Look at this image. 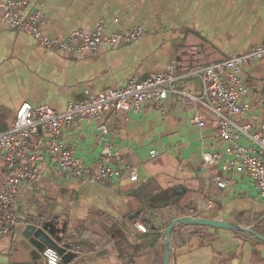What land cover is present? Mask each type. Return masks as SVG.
<instances>
[{
    "label": "crops",
    "instance_id": "obj_1",
    "mask_svg": "<svg viewBox=\"0 0 264 264\" xmlns=\"http://www.w3.org/2000/svg\"><path fill=\"white\" fill-rule=\"evenodd\" d=\"M13 1L20 3L24 18L42 11V31L52 38L101 27L108 35L141 27L145 35L94 53H57L13 30L0 8V127L5 130L24 104H46L61 112L88 92L146 80L168 72L174 62L178 80L167 100L148 101L138 113H108L64 129L62 143L86 167L117 168L121 176L78 182L45 168L32 192L21 197L20 224L0 238V264H45L43 243L24 235L29 224L46 227L62 249L61 264H164L165 230L193 212L264 235V199L250 174L227 169L231 143L217 136L216 115L201 107L207 125L200 128L192 120L195 104L182 95H203L202 82L191 70L264 43V0ZM239 77L251 90L246 100L251 109L236 121L262 132L264 59L246 65ZM101 124L108 132L99 131ZM238 142L253 145L247 136ZM204 153L217 161L205 163ZM208 204H213L210 211ZM137 224L149 232L139 233ZM175 230L170 264H264V242L253 236L194 231L187 225Z\"/></svg>",
    "mask_w": 264,
    "mask_h": 264
},
{
    "label": "built area",
    "instance_id": "obj_2",
    "mask_svg": "<svg viewBox=\"0 0 264 264\" xmlns=\"http://www.w3.org/2000/svg\"><path fill=\"white\" fill-rule=\"evenodd\" d=\"M19 5L13 0H0L5 21L13 30L32 36L41 47L57 53H94L102 47L113 48L132 43L145 35L141 27L111 35L106 34L101 27L91 34L78 30L66 38L56 39L43 33L45 15L42 11L24 18L18 10ZM263 59L264 43L222 62L195 68L189 74L200 78L203 95L200 98L185 92L182 95L195 104L192 120L200 128L207 125L201 107L216 115L217 136L223 142L231 143L227 150L231 158L227 169L250 174L259 195L264 199V124L262 132H256L251 124H239L236 121V118L251 109L250 103L246 101L251 90L241 82L239 74L246 65ZM177 69V63L174 62L168 72L146 80L133 78L121 88H109L98 94L88 92L83 101L70 103L61 112L46 104L36 107L24 104L18 110L11 128L0 130V238L20 224L21 197L32 192L45 168L54 170L58 177L78 182L119 179L121 174L117 168L104 165H97L93 169L86 167L76 153L62 143L64 129L79 120H97L108 113H138L148 101L167 100L178 80ZM262 87L264 90V84ZM259 104L264 107V94ZM98 129L101 133L108 132L106 124H101ZM241 136H247L253 145H241L238 142ZM155 154L152 152L151 156ZM203 159L207 164H214L217 156L204 153ZM137 180L138 173L133 170L131 181ZM215 182L219 187L227 186L223 181ZM212 207L213 204H208L205 210L210 211ZM202 214L193 212L188 217L204 218ZM136 229L141 234L149 232L143 224H137ZM43 255L45 264H61V257L56 250L46 249Z\"/></svg>",
    "mask_w": 264,
    "mask_h": 264
},
{
    "label": "water",
    "instance_id": "obj_3",
    "mask_svg": "<svg viewBox=\"0 0 264 264\" xmlns=\"http://www.w3.org/2000/svg\"><path fill=\"white\" fill-rule=\"evenodd\" d=\"M179 225L196 226V227H209L217 230H230L245 234H251L256 240L264 242V236L253 231L250 228H243L235 223L226 222L218 219L209 218H192L188 216L179 217L175 219L172 224L165 230V246H164V264H170L171 260V234L173 230ZM24 235L28 238H35L37 241L43 243L40 249L45 251L48 248L56 250L61 254L62 249L59 248L56 242L52 241L47 234V229L44 225L29 224L26 227Z\"/></svg>",
    "mask_w": 264,
    "mask_h": 264
},
{
    "label": "trees",
    "instance_id": "obj_4",
    "mask_svg": "<svg viewBox=\"0 0 264 264\" xmlns=\"http://www.w3.org/2000/svg\"><path fill=\"white\" fill-rule=\"evenodd\" d=\"M181 226H186V225H180V227ZM193 229H194V231H207V230H209V229H212V228H209V227H196V226H191ZM176 232V230L174 229L173 230V232H172V236H173V234ZM242 234H244V235H247V236H249V237H252V235L251 234H245V233H242ZM260 235H262V236H264L263 234H261V233H259Z\"/></svg>",
    "mask_w": 264,
    "mask_h": 264
},
{
    "label": "rangeland",
    "instance_id": "obj_5",
    "mask_svg": "<svg viewBox=\"0 0 264 264\" xmlns=\"http://www.w3.org/2000/svg\"><path fill=\"white\" fill-rule=\"evenodd\" d=\"M0 130L4 131L5 129H4V128H2V127H0Z\"/></svg>",
    "mask_w": 264,
    "mask_h": 264
}]
</instances>
